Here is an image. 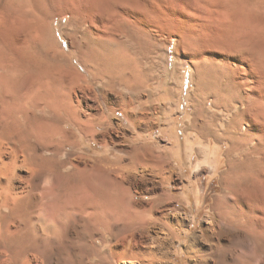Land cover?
Returning a JSON list of instances; mask_svg holds the SVG:
<instances>
[{
  "label": "rangeland",
  "instance_id": "374dc122",
  "mask_svg": "<svg viewBox=\"0 0 264 264\" xmlns=\"http://www.w3.org/2000/svg\"><path fill=\"white\" fill-rule=\"evenodd\" d=\"M146 1L0 0V136L7 134L14 139L30 133L31 137L24 145L33 174H41L42 188L39 193L43 200L39 206L30 204L26 207L28 210L25 208L26 211L17 207L13 212L12 208L2 203L4 198L0 196V242L9 244L10 241L14 245L13 255L0 254V264H71L68 258L70 249L64 254L60 253L59 248L55 249L54 239L60 241L61 237L64 240L68 232L60 226L68 223L60 217L57 206L59 198L44 192L55 189L56 192L64 193L63 189H58L62 188L66 177L82 176L84 172L80 170L86 168L89 171L100 165L125 186H130L136 199L133 203H138L141 208L150 209L153 200L160 194L170 198V201L158 203L148 213V220L156 221L157 224H151L146 232L137 235L143 249L150 251L158 246L156 238L165 234L160 230L162 217L167 215L174 223L177 218L186 220V234H182L181 240L175 242V248L172 247L170 253L164 255L160 252L156 264H199L198 260L187 257L186 244L191 242L212 254L208 257L212 264H229L230 255L248 264L253 262V258L264 257V136L257 139L256 135H252L250 142L240 143L236 138L247 134V126L242 123V128L239 125L227 128L231 118L225 116L223 110L212 107V113L218 112L217 119L194 120L192 65L182 64L180 57L173 52L175 46L170 47L164 41H160L161 47L156 58L152 53V35L131 16L134 12L138 14L142 11ZM166 1L178 12L193 9L201 20L215 22L216 25L220 22L238 24L247 13L264 19V0H208L217 6L213 14L202 4L204 0ZM68 8L74 11L71 19L85 22L86 29H89V25L91 27V18L104 15L113 24L112 29L117 35L123 31L119 38L127 40L129 33L138 35L136 44L140 52L139 61L145 63L142 68L148 72L145 76L146 87L141 93L142 102L147 105L136 111L131 109L130 118H125L120 112L121 108L116 106L121 99L115 92H110L106 97L100 93L107 79L94 80L77 57L71 59L77 56L75 49L70 51L71 57L66 62L59 51L47 50L35 38L34 25L43 19L53 25L62 48L70 50L69 40L65 39L62 32L64 26H67L66 33L74 32L73 26L68 25L70 13L65 18L58 16ZM169 25L167 23L164 27L171 26L174 31L180 27V22L175 19ZM217 33L213 29L207 38L216 39ZM197 41H190L193 46H189L188 53L203 48L204 43ZM35 88L49 99L36 102L35 97L33 100L26 96ZM121 88L118 86L117 90L126 94V90ZM67 101L74 105L82 103L79 115L83 120L89 118L84 107L88 102L99 113L107 116L110 126L95 127V138L91 135L78 139L72 137L76 132L70 126L65 127L63 132L53 128L50 124L60 118V114L65 116L66 113L60 112L52 103ZM135 113L140 116L138 125L133 123ZM15 116L20 126H17ZM93 118L97 119L96 116ZM260 120L264 123V116ZM214 130L222 136L218 142L213 138L215 134L212 133H216ZM199 133L205 135L201 140L197 137ZM230 146H242L244 151L237 155L235 150H229ZM31 172L27 168L16 170L13 186L18 191L26 185L24 180L31 177ZM145 178L151 179L156 186L152 188V184L145 185ZM162 181H165L164 186ZM228 181L232 185L231 192L224 189ZM23 214L29 219L28 224L19 222ZM9 228L11 231H8ZM44 230L50 236L53 235V239L43 237ZM98 231V234H90L89 239L93 240L90 246H94L98 253L102 252L101 255L110 256L115 250L113 245L122 241V237L119 236L115 241L112 240L111 232L106 233L103 228ZM104 233L106 245L100 241ZM39 236L43 237L42 240H37ZM78 236L75 234L73 241L79 248L76 253H81L82 257L85 249ZM87 252L89 255L90 251ZM139 255L149 258L148 255ZM98 256L100 254L91 258V263L102 264ZM105 264L114 262L109 259ZM117 264L125 262L119 261Z\"/></svg>",
  "mask_w": 264,
  "mask_h": 264
},
{
  "label": "bare ground",
  "instance_id": "6f19581e",
  "mask_svg": "<svg viewBox=\"0 0 264 264\" xmlns=\"http://www.w3.org/2000/svg\"><path fill=\"white\" fill-rule=\"evenodd\" d=\"M201 2L210 14L215 13L214 11L217 6L214 2L208 0ZM68 9L66 11L63 10L62 13H57L58 16L65 18L70 13L71 19L72 15L74 16V11ZM178 11L166 0H147L143 5V10L138 12V14L134 12L131 16L136 19L139 25H144V29L152 35L151 37L154 40L152 53L156 58H158L157 56L161 47L160 41H164L168 42V46L170 47L175 46L173 52L177 57H180L182 64L192 65L194 69V91L192 98V102L195 104L194 120L217 119L218 112L212 113L210 111V107H212L216 110H223L225 112L224 115L231 118V121L229 120L230 124L226 125L227 128L230 126H241L240 124L242 123L243 126H247V134L241 135L239 139L236 138L240 143L250 142L249 138L252 135H256L257 139L264 136V123L260 120L264 116L263 17L259 18L247 13L240 19L238 24L233 25L220 22L216 25L215 22L201 20L193 9L188 8L184 11L185 13ZM93 19H90L92 22H90L91 27L88 24L89 29L85 28V22L74 21L73 19L68 21V25L74 28L73 33H66L65 29L67 26L63 27V36L69 40L70 44V50L68 51L62 48L59 41L60 38L55 33L53 25H50L47 21H43V19L42 21H36L37 25H34V36L40 40V45L47 50L55 49L59 51L62 59L66 60V62H69L71 57L70 51L75 49L77 56H72L71 59L77 57L82 67L86 69L94 80L102 81L107 79L106 84L100 89V93L103 97H106L110 92H115L121 99V101H117L116 106L121 108L120 112L123 113L125 118H130L131 109L136 111L138 108H144L147 105V103L142 102L141 93L143 88L146 87H144V84L147 81L148 72L145 71L146 68H142V64L144 65L145 63L139 61L140 52L136 44V42L138 43L136 38L138 35H129V33L127 34V40L122 39L123 37L119 38V35L123 31L121 30L120 34L117 35V32L112 29L113 24L110 20L108 22V19L104 15ZM175 19L180 22V27L173 31L170 25ZM167 23L170 24V28L164 27ZM213 29L218 32L216 39H214L215 37L208 39L207 34L212 33ZM79 34L81 35L80 37H78ZM194 39L196 41L200 40V42L204 43V46L197 52L188 53L187 49H189L192 43L190 41ZM153 67L154 62L152 64ZM118 86H122L123 88L121 89L126 90L127 93L123 92L124 94H122L119 92L117 90ZM26 96L33 98V100L35 97L36 102H43L49 99L38 88L32 89ZM58 103H52V105L60 109V112H65L66 115L61 116L60 114V118L54 120L50 126L58 130L60 129V132H63L65 127H72L76 132V134L72 135L75 139L91 135L95 138L97 136V133L94 132L95 127L103 126L105 128L110 126V123L107 122V116L104 113H99L88 102L84 106L86 110L85 114L89 117L86 120L81 119L79 115L83 107L80 105L82 103H79V105H74L71 101L63 102L64 104ZM109 110L111 111V109ZM94 116L97 117V119L95 118L96 120H94ZM225 116L224 119L226 118ZM15 119L17 126H20V122L16 116ZM133 123L135 125L140 123V116L137 113L134 114ZM50 129L54 130L51 127ZM217 132L212 133L215 134L214 137L208 136V138L213 137L218 142L222 139V136ZM30 137V133L22 134L19 138L14 139L11 135L7 134L0 136V196L4 198L2 203L6 207L12 208L13 212H15V208L17 209V207L26 211L25 208L29 207L30 204L39 206L43 203V200L40 199L41 193H39L42 188L41 174H33L32 163L30 162L26 145H24L26 141H29ZM197 137L203 139L205 135L199 133ZM254 140L252 139V141ZM241 147L230 146L229 150L233 149L237 152V155H241L244 151ZM100 166L96 168L92 167L89 171L86 168L80 170L84 172L82 176L69 175L66 177L62 188L60 189L59 187L58 189V191L63 189L64 193L56 192L55 189L44 192V194L50 193L59 198L57 206L60 209V217L64 219L65 223H68L60 224L68 232L66 231V239L63 240L61 237L60 241L56 240L58 238L54 239L56 241L54 242L56 245L55 249L59 248L61 254L70 249L71 254L68 258L71 264H97L91 263V258L98 254H100L98 257L102 264L107 263L109 259H112L114 264H117L119 261H124L125 264H156L157 260H159L158 254L160 252L164 255L170 253V250L175 248V242H179L182 234H186V227H188L186 220L177 218L174 223L167 215L162 217V229L160 230L165 234L162 233L164 235L161 238H156V241L159 242L158 246L156 249L150 251L143 249L141 242L137 240V235L146 232L151 224H157L156 221L148 220V213L158 203L170 201V198L164 194H160L153 200L150 209L141 208L138 203H133L135 197L131 193L130 186H125L122 181L111 176L108 171L100 168ZM22 168L32 171V175L27 179L25 178L24 183L26 185L20 187L18 191L13 186V182L17 177L16 170ZM130 183L131 181L129 185ZM143 183L145 185L152 184V188L156 186L148 178L143 179ZM161 184L164 186L165 181H162ZM230 185L229 181L224 185L226 192L232 191V185ZM21 217V219L19 218V222H22V225L28 224L29 219L26 215L24 216L23 214ZM71 222L75 224H71ZM100 228H103L106 233L111 232L112 240L116 241L119 236L122 237L121 243L118 241L115 243V246L113 245L115 250L109 254L110 256H107V254L101 255L102 252L98 253L94 246H90V243L93 241L89 239L90 234L99 232ZM206 230L204 229L203 231ZM8 231H11L10 228ZM106 233L100 237V241L104 245L107 244ZM147 233L149 234V232ZM75 234L79 235L78 237H80L85 249L82 257L81 253H76L79 248L74 245L73 236ZM42 235L43 237H49L50 240L53 239V235L50 236L45 230ZM41 236L37 240H42L41 238L43 237ZM55 237L58 236L56 235ZM12 245L10 241L9 244L0 242V254L7 253L13 255ZM186 246V253L189 259H196L199 264H212L210 258H208L212 255L211 253H206L207 251L205 252L193 242L187 243ZM163 249L167 251L163 252ZM88 250L90 251L89 255L86 254ZM139 254L148 255L149 258H143ZM228 260L231 261L229 264H248L240 262L234 255L228 256ZM252 261L250 264H264V257L253 258Z\"/></svg>",
  "mask_w": 264,
  "mask_h": 264
}]
</instances>
